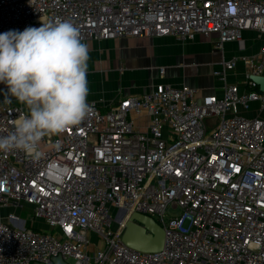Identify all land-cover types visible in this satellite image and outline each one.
Here are the masks:
<instances>
[{"label":"built area","instance_id":"obj_1","mask_svg":"<svg viewBox=\"0 0 264 264\" xmlns=\"http://www.w3.org/2000/svg\"><path fill=\"white\" fill-rule=\"evenodd\" d=\"M70 20L87 40L264 36V0H0V33ZM244 80L229 81L238 65ZM164 75V68L159 69ZM220 95L159 83L42 139L41 158L0 151V264H264V45L221 62ZM27 114L0 102V136ZM216 119V121H213ZM44 222L48 230L26 227ZM169 211H172L169 213ZM173 212H178L173 214ZM139 213L165 231L160 251L123 241ZM95 237V238H94Z\"/></svg>","mask_w":264,"mask_h":264},{"label":"clouds","instance_id":"obj_2","mask_svg":"<svg viewBox=\"0 0 264 264\" xmlns=\"http://www.w3.org/2000/svg\"><path fill=\"white\" fill-rule=\"evenodd\" d=\"M88 61L89 46L70 20L0 33V83L27 109L14 131L0 136V151L19 150L39 159L43 138L93 115L87 102Z\"/></svg>","mask_w":264,"mask_h":264},{"label":"crops","instance_id":"obj_3","mask_svg":"<svg viewBox=\"0 0 264 264\" xmlns=\"http://www.w3.org/2000/svg\"><path fill=\"white\" fill-rule=\"evenodd\" d=\"M217 40V34L209 38L198 36L187 43L170 36L87 40L84 42L89 46L87 102L101 101L100 109L106 111L120 97L146 94L159 83L196 88L200 101L204 96L220 95L222 83L214 76V70L234 56L258 53L264 45V36L246 31L243 41L227 42L222 47ZM244 70L239 64L229 74V81L242 82ZM0 102L5 106H22L27 112L25 105L8 94L3 83H0ZM242 113L246 117H264L258 102ZM42 229L49 228L45 225Z\"/></svg>","mask_w":264,"mask_h":264},{"label":"water","instance_id":"obj_4","mask_svg":"<svg viewBox=\"0 0 264 264\" xmlns=\"http://www.w3.org/2000/svg\"><path fill=\"white\" fill-rule=\"evenodd\" d=\"M253 79L261 86V89H264L263 77H253ZM213 121H216V119ZM123 241L133 249L152 253L163 248L165 231L154 219L139 213H133L127 218ZM54 264L68 263L61 256H58L54 259Z\"/></svg>","mask_w":264,"mask_h":264},{"label":"rangeland","instance_id":"obj_5","mask_svg":"<svg viewBox=\"0 0 264 264\" xmlns=\"http://www.w3.org/2000/svg\"><path fill=\"white\" fill-rule=\"evenodd\" d=\"M9 211H12V209L3 210L0 216L5 217ZM170 212L172 211H169V213ZM177 213L178 212H173V214H177ZM31 215H32V211L28 207H25L22 212V218L27 220L26 227H32L35 224L36 228H40V229L45 228V225L43 222L36 221L35 223H31V220H30ZM69 262L73 264V260L69 259Z\"/></svg>","mask_w":264,"mask_h":264},{"label":"bare ground","instance_id":"obj_6","mask_svg":"<svg viewBox=\"0 0 264 264\" xmlns=\"http://www.w3.org/2000/svg\"><path fill=\"white\" fill-rule=\"evenodd\" d=\"M125 221H127V217H126Z\"/></svg>","mask_w":264,"mask_h":264}]
</instances>
